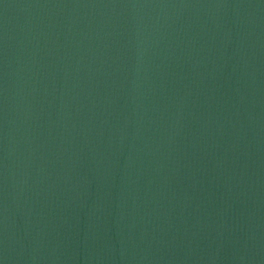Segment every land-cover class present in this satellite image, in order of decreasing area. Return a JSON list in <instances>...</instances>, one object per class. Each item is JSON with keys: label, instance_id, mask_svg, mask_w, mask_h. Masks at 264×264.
<instances>
[{"label": "water", "instance_id": "obj_1", "mask_svg": "<svg viewBox=\"0 0 264 264\" xmlns=\"http://www.w3.org/2000/svg\"><path fill=\"white\" fill-rule=\"evenodd\" d=\"M0 264H264V0H0Z\"/></svg>", "mask_w": 264, "mask_h": 264}]
</instances>
